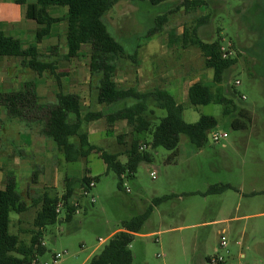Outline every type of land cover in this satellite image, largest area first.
Segmentation results:
<instances>
[{
    "label": "rangeland",
    "instance_id": "obj_1",
    "mask_svg": "<svg viewBox=\"0 0 264 264\" xmlns=\"http://www.w3.org/2000/svg\"><path fill=\"white\" fill-rule=\"evenodd\" d=\"M183 1L166 0L156 7L119 1L105 14L109 32L125 51L124 56L117 60L114 80L121 87H130L136 77L141 81L145 79L146 51L160 47L167 51V75L183 73L179 66L183 62V52L180 47L169 45L168 41L172 36L180 35L184 28L190 29L199 19L206 17V22L198 28V35L207 42L221 38L222 46L228 48L230 57L236 59L218 85L233 99L236 111L224 115L222 105L213 103L195 107L187 99L183 100L176 88H167L181 104L185 122L194 123L203 114L213 116L217 126L198 149L186 135L181 134L173 159L172 152L163 147H147L145 152L149 159L140 161L132 176L121 178L120 187L117 175L112 171L107 172L105 164L96 154L59 165L63 160L57 158V153L53 160L59 169V192L65 189L63 176L80 177L85 173L97 178L94 186L88 189L87 196L76 192L78 211L71 221L59 220L44 229L42 241L45 253L38 257L37 264H50L56 253L61 255L57 264H88L90 258L107 243L110 233L119 229L123 221L130 220L153 205L154 198L173 194L172 198L153 207L151 215L134 236L130 245L133 264H204L206 257L215 254L216 249H219L227 264H264V0H201L204 4L194 11H186L181 6ZM49 12L53 14V7L49 8ZM159 15L165 17L161 31L155 33L156 36L148 35L153 19ZM33 25L37 26L35 22ZM63 32L64 23L54 30L53 37L38 46L43 58L55 60L56 71L65 74L60 76L59 81L48 72L37 76L23 68L19 58H0V87L3 90L8 87L19 90L17 87L21 84L34 81L35 88L36 83H40L43 93H48L53 86L58 92L80 93L84 90L83 97L88 90L91 96L89 107L97 110L95 97L98 77L90 76V47L85 45L76 58H64L67 50ZM56 33L59 37L55 36ZM6 34L31 42L34 37V33L27 34L25 31L16 35ZM22 42L25 46L28 44L26 40ZM186 54L198 70L201 80L212 84V70L205 69L199 49L189 47ZM137 60L141 61L140 66H137ZM137 69H140V76L136 73ZM236 81L239 84H235ZM215 86L213 84V90ZM238 110L246 111L250 119L244 129L231 127V121L238 117ZM154 111L159 118L165 116L164 110L155 108ZM15 120L18 122L13 123ZM122 122L113 126L114 134H90L89 142L109 153H118V160L125 163V151L130 147L132 132ZM157 123L158 120L154 124ZM85 127L101 131L107 125L105 119L101 118ZM19 130H28L37 138L47 139L40 133L38 124L27 126L0 110V146L3 144L5 147V139L12 138L11 133ZM213 132L227 136L215 142L212 140ZM114 135H122L123 143L118 142ZM136 138L141 139V134H136ZM25 139L27 137H23ZM144 142L142 139L139 144L144 145ZM18 155L22 157L20 151ZM33 162L38 176L49 170L44 158L35 157ZM1 164L0 172L5 175L13 172L10 167ZM35 168L28 173L29 178ZM151 172L155 173V178L151 177ZM25 180L22 175L21 182L16 177L17 190L26 201L31 202L41 186H36L37 190L34 191L35 184L32 187ZM214 184H230L234 190L205 196L195 192H204ZM91 196L95 199L94 203L89 201ZM219 203L224 206L222 209L218 207ZM37 207L30 206L24 214L11 212L10 233L18 234L25 242L29 241ZM20 215L22 222L16 221ZM215 218L231 221L203 224ZM223 230L226 248L219 247Z\"/></svg>",
    "mask_w": 264,
    "mask_h": 264
},
{
    "label": "trees",
    "instance_id": "obj_2",
    "mask_svg": "<svg viewBox=\"0 0 264 264\" xmlns=\"http://www.w3.org/2000/svg\"><path fill=\"white\" fill-rule=\"evenodd\" d=\"M17 4L26 5L25 16L40 27L35 32V42L39 43L49 35L53 25L64 23V36L67 52L66 59L76 57L83 45H88L91 51L89 64L90 76H97L96 97L97 104L117 106L106 115L109 124L126 120L133 127L135 134H141L146 147H163L172 152L173 159L177 152L179 136L184 134L195 148H201L207 140V135L217 126L216 119L211 115H200L194 123H187L182 118L183 108L165 90L153 89L148 92H138L133 88H120L114 80L117 60L125 54L124 48L109 32L104 20L105 14L119 1H128L133 4H148L159 6L166 0H36L28 3L27 0H14ZM204 3L201 0H184L182 7L186 11H194ZM51 6L65 7L66 14L53 17L48 9ZM165 17L159 15L153 19L148 35L158 33L162 29ZM206 22V17L197 21L190 29L184 28L181 35L172 36L170 42H181L182 46L199 49L204 67L212 70V86L203 81L194 82L188 89V101L192 106L220 104L223 114L230 115L236 111L232 98L220 86L224 74L235 63L233 57H222L221 38L211 42L203 40L198 35V28ZM36 46L24 47L21 41L0 30V58H19L20 65L29 69L37 76L48 72L59 81L62 74L57 70L55 60H45ZM54 104H39L36 99L34 81L25 82L20 90L0 92V109L8 117L19 119L27 126L38 124L40 133L51 140L56 148L62 152L66 162H77L96 154L105 164L106 171L121 176H132L136 165L140 161L148 160L145 150H140L139 139H133L125 152L127 161L121 163L118 154L107 152L101 147L93 145L88 140L85 125L101 118V112L83 111L80 97L75 93L59 91ZM129 101V103H127ZM165 111V116L158 117L154 109ZM238 117L231 121L233 129H244L250 121L248 113L237 111ZM158 120L157 124H154ZM121 138L118 137V141ZM173 161V160H172ZM38 171H34L35 180ZM97 177L83 175L82 177H66L65 190L61 196H51L46 192L38 195L34 204H39L33 219L34 229L29 241H23L18 234L9 231L11 212L21 214L28 209L20 192L17 190L13 175H8L5 185L0 189V264H32L34 259L45 253L41 243L43 230L62 220L69 222L76 213L77 207L70 205L75 198V186L86 188L89 180ZM227 190H234L230 184L210 185L201 195H217ZM174 195H165L152 200L153 205L142 213L123 221L121 227L108 239L102 250L92 256L88 264H133L130 245L134 236L139 233L145 221L153 211V207L172 198ZM63 202L64 215L59 219L55 212L56 205ZM208 260L206 257L205 261ZM219 264H226L219 263Z\"/></svg>",
    "mask_w": 264,
    "mask_h": 264
},
{
    "label": "crops",
    "instance_id": "obj_3",
    "mask_svg": "<svg viewBox=\"0 0 264 264\" xmlns=\"http://www.w3.org/2000/svg\"><path fill=\"white\" fill-rule=\"evenodd\" d=\"M35 1L36 0H27L28 3H34ZM51 7H53V11H54L53 14H51L49 12V9H48V12L53 17H61V16L66 14L67 10L65 7H62V9H59L58 6H51ZM51 7H49V8H51ZM25 13H26V5L25 4L24 5L17 4V3H15L14 0H0V30H2L5 33H8V32L13 33V34L15 33L14 35H16L17 32L19 34H21L24 31L27 32V34L34 33V37H33L32 42L29 41L28 39H24V40L28 41V44L26 46L23 45L24 42H22V41H24V40L17 38L16 36L15 37L12 36V37L19 39L24 47H28L31 45L36 46L38 52L40 53L39 47H38L39 44H41L42 42L53 37L54 30L56 28H58L61 24H63V22H60L58 24L53 25L49 35L45 36L39 43H36L35 42V32L40 26L36 23L35 24L37 26H34L33 25L34 21L30 22L31 20L29 21L26 18ZM104 18H105V16H104ZM153 35L156 36L155 34H153ZM55 36L59 37V34L56 33ZM63 37H64V42H65L64 32H63ZM168 44L171 46L174 45V46H176V48H177V46L181 48L180 50H181V52H183V54H182L183 55V62L180 63L179 66L181 67V69H183V71H184L183 73H179L177 75L173 74L171 76L167 75L166 68H165L166 62L168 60L167 51L163 47H160V49H158V50L148 49L146 51L148 59H147L146 64H144V67H146V72H147L146 78L141 81V80L137 79V77H136L133 80V83L130 85V87H121L117 84V81H115L116 84L118 85V87L125 88V89L133 88L138 92H148V91H151L153 89H162V90L167 91L173 98H174V96L167 90V88L174 87V88H176L178 95H180L183 100H185V99L188 100V89H189V87L196 81H199V80L202 81L200 78V74H198V72H197L198 70L192 64L191 59L190 58L188 59V57H187L186 51L188 50V48L190 46L184 48L182 46L181 42L171 43L170 40L168 41ZM84 46L85 45H83L82 48ZM65 47H66V44H65ZM66 50L67 49H65V51ZM80 53L81 52H79V54L76 57H78L80 55ZM65 54H66V52H65ZM76 57H74V58H76ZM90 59H91V51H90L88 65L90 64ZM69 60H71V59H69ZM137 62H138L137 66H140L141 61L137 60ZM56 66H57V63H56ZM205 69H207V68H205ZM58 72L63 73V71H58ZM136 73L140 76V74H139L140 69H137ZM204 83L212 86V89H213V84H208L207 82H204ZM23 85L24 84H21V86H19L17 88L20 90L23 88ZM40 88H41L40 83L37 82L36 88H35V93H36L37 102L39 104H46L49 102L52 104L56 103V101H57L56 95L58 92L57 89L55 90L54 87L52 86V88L50 89V91L48 93L47 92L43 93V92H41ZM14 89H16V88L15 87H13V88L8 87V88H5L3 90L0 87V92H2V91L8 92V91H12ZM68 93L77 94L80 97L81 101H82V99L87 100L86 102L82 101L84 112H86V111L101 112L103 115L101 118L105 119L107 128H104L101 131H92V130L86 129V127H84L88 133V140H89L90 134H93V135H95V134H98V135L114 134V132L112 131V128L117 122H120V121H117L114 124H109L106 120V115L111 113L113 111V109H115V107H117V106L119 107L122 105L118 104L117 106H109V105H105V104H97L96 105L97 110L95 108L90 109L88 101L91 99L90 98L91 96H90V93L88 90L85 92L86 96H84V97L82 95L84 93V90H82L80 93L72 92V91H70ZM88 96H89V99H88ZM174 100H175V98H174ZM127 103H129V101H127ZM176 103H177V101H176ZM101 118H99V119H101ZM122 121H123L122 124L127 126L129 131L132 132V140L138 139V138H136V134L133 131V127L130 124H128L126 120H122ZM15 122H18V121L15 120L13 123H15ZM14 131L11 133L12 138L5 139L7 145H5V147L3 146V144L0 146V164L2 163L1 165H5V167H7V166L10 167L13 170V172H15L16 176L14 175L13 172H8L7 175H5V173L0 172V189H2L4 187L5 182H6V178L8 175H13L15 177V180L17 177L19 179V182H21L20 177L22 175L25 177L26 183H29L31 186L33 185V183L35 184V185H33L34 191L37 190L36 186H38V185L41 186V190H39L40 192L37 193L36 197H33L31 199L28 196L29 199H31L30 200L31 202L26 201L20 192L21 197H22L23 201L27 204L28 208L32 205L35 207L39 206V204L38 205L34 204V201H36L38 195L42 194L43 192H46L51 196H55V195L61 196L64 193L65 189H63L61 192L58 191L57 183L59 180V177H58L59 169L54 165L53 159H55L54 157L58 153L59 157H57V158L58 159L61 158V160H63L62 163H59V165H63L64 162H66V161L64 159V155L62 154V152H60L56 148L55 144L51 140L44 139L43 137L37 138L35 136V134L31 131H28V130H22V131L19 130L18 132L17 131L14 132ZM23 137H27V139L23 140ZM115 137H116L117 141H118V137H120L121 140L118 142H120L121 144L123 143L122 142V135H117ZM142 139L144 140V138L142 137L141 139H139V142ZM132 140H131V142H132ZM98 147H100V146H98ZM127 150L128 149H126V151ZM18 151H20V154L22 155V157L21 156L19 157ZM59 153L62 154L61 157H60ZM114 154H118V153H114ZM24 155L26 157H24ZM35 157L44 158V162L46 163L45 166H47L46 168H49L48 171L40 173L39 176L37 174L36 179H35L37 182H35V180H33L32 177L29 178L27 176L28 173L30 172V170L32 168H35V163L33 162V159ZM34 171H36V168ZM66 177H71V176H67V175L63 176L62 179L64 182H65ZM80 177H82V176H80ZM16 185H17V181H16ZM232 187L234 188V186H232ZM80 189L81 188L78 185L75 186V192L80 191ZM237 191L240 192L241 190H237ZM192 192L193 191L188 192V193H192ZM195 192L202 193V191H200V190H196ZM30 203L32 205H30ZM218 207L220 209H222L224 206H222V204L219 203ZM38 208L39 207L36 208V211L38 210ZM25 212H23L21 214H24ZM35 214H36V212H35ZM20 217H21V215L19 216V218L16 221L22 222L21 221L22 219H20ZM229 221H231V219L215 218L212 221L204 222L203 224L212 223V224L216 225V224H222V223L229 222ZM118 230L119 229H115L114 231H112L110 233L109 237L112 236ZM41 242L43 243L42 239H41ZM207 257H209V256H207Z\"/></svg>",
    "mask_w": 264,
    "mask_h": 264
},
{
    "label": "built area",
    "instance_id": "obj_4",
    "mask_svg": "<svg viewBox=\"0 0 264 264\" xmlns=\"http://www.w3.org/2000/svg\"><path fill=\"white\" fill-rule=\"evenodd\" d=\"M221 52H222V57L226 58L228 56H230V53L228 52V48H225L223 46H221ZM235 84H239L238 81L235 82ZM227 135L225 133L223 134H219V133H216V132H213L212 133V140L217 142L219 141L221 138H225ZM147 147L146 145H140V150H145ZM151 177L152 178H155V173L154 172H151L150 173ZM124 175L121 176V178H123ZM95 182L93 179L89 180L86 188H81L80 189V195L82 196H87L88 195V189L89 188H92L94 186ZM89 201L91 203H94L95 202V199L94 197H90ZM70 205L72 206H75L77 207V210L76 212L78 211V202L75 200V198L70 202ZM55 212L59 215V216H62L64 215V205H63V202H59L57 205H56V209H55ZM224 230L222 231L221 235H220V242H219V247L220 248H226L227 246V241H226V238L224 235ZM43 245V243H41ZM61 255L59 253H56V254H53V257H52V261L50 264H57L58 260L60 259ZM225 260H224V257L222 255L219 254V249H216L215 250V254L213 255H210L208 257V260L205 261L204 264H219V263H224ZM38 263V259H34L32 264H37ZM44 264H48L47 262H45Z\"/></svg>",
    "mask_w": 264,
    "mask_h": 264
}]
</instances>
